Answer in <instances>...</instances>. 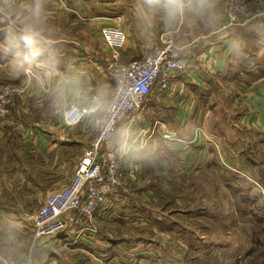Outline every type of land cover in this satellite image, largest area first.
Returning a JSON list of instances; mask_svg holds the SVG:
<instances>
[{
  "label": "crops",
  "instance_id": "crops-1",
  "mask_svg": "<svg viewBox=\"0 0 264 264\" xmlns=\"http://www.w3.org/2000/svg\"><path fill=\"white\" fill-rule=\"evenodd\" d=\"M224 2L208 0L203 10L188 12L177 22L166 24L162 13L149 11L146 0H66L65 3L39 0L40 61L49 68L54 67L56 73L80 77L85 87L81 92L54 101L51 88L58 75L54 74L51 81L41 87L34 76L25 72L28 65L21 67L19 61L12 55H5L0 47V91L6 84H30L27 92L15 95L12 115L0 119V142L4 147L3 142L14 141L25 150L57 151L58 172L66 166L65 135L80 140L84 150L88 141L85 129L89 122L65 131L60 123L61 115L71 102L87 103L91 93L109 96L113 92L114 87L111 92L100 87L109 82L101 71L108 65L110 56L101 35L102 28L107 25L125 29L127 43L122 52L125 61L144 56L150 45L166 33L183 47V54L189 61L188 69L170 77V89L163 91L155 87L142 109L144 121L139 122L149 127L157 119L166 121L177 131L178 138L163 140L156 135L146 147L132 153V161L123 167L124 186L111 194L92 218L95 232L81 231L83 224L70 221L67 229L58 235L35 237L34 212L6 210L0 204V249L14 260L31 254L33 264H127L135 257L132 251L153 241L155 244L156 237L146 236L149 230H156L150 228L151 223H158L154 218L160 219L158 212L152 211L154 207L147 203L155 191L153 183L162 182L164 175L171 174L181 163L191 167L195 161H206V142L198 141L200 137L197 136L199 119L204 115L199 109L202 98L206 92L212 94L223 81L231 79V82L236 76L234 69L241 71L240 57L236 59L242 49L237 44L240 36L251 34L254 28L264 31L262 25H257L258 18L264 21V13H259L229 32L215 33L224 19ZM36 5L37 0H0V46L8 33L19 31L21 18L32 19ZM146 13L147 20L144 19ZM236 48H240L238 52ZM31 70L34 73L44 71L35 65ZM261 84L263 80L236 90L240 102L249 106V110L242 113V121L250 127L264 124ZM132 167L137 174H131ZM6 178V173L0 175V182L7 184ZM69 180L60 179L45 190V197Z\"/></svg>",
  "mask_w": 264,
  "mask_h": 264
},
{
  "label": "rangeland",
  "instance_id": "rangeland-1",
  "mask_svg": "<svg viewBox=\"0 0 264 264\" xmlns=\"http://www.w3.org/2000/svg\"><path fill=\"white\" fill-rule=\"evenodd\" d=\"M257 21L264 29V21ZM254 29L237 40L241 71L234 69V79L223 81L212 94L206 92L200 103L204 115L197 136L206 142V161L191 167L181 163L162 182L153 183L155 191L147 203L160 219L154 218L158 223L150 228L156 230L146 236L157 240L132 251L135 257L127 264H264V124L250 127L242 121L249 106L236 91L264 81V31ZM101 71L109 82L100 87L111 92L115 82L108 65ZM24 85L27 92L30 84ZM12 112L11 104L10 114L2 119ZM156 135L164 140L159 132L153 138ZM65 137L66 166L60 172L57 151L25 150L14 141L3 142L4 147L0 142V175L6 173L8 181L0 182V204L6 210L35 212L45 201L46 189L60 179H72L84 150L80 140ZM118 138L116 133L113 141Z\"/></svg>",
  "mask_w": 264,
  "mask_h": 264
},
{
  "label": "built area",
  "instance_id": "built-area-1",
  "mask_svg": "<svg viewBox=\"0 0 264 264\" xmlns=\"http://www.w3.org/2000/svg\"><path fill=\"white\" fill-rule=\"evenodd\" d=\"M261 11H264V0H226L224 19L214 32H229ZM101 35L111 52L108 68L115 82L114 89L109 96L103 95L102 113L93 108L92 101L98 92L91 93L87 103L71 102L62 110L64 127L89 122L85 129L88 141L70 182L48 194L34 212L32 226L36 237L58 235L67 229L70 221L83 224L81 231L95 232L92 218L110 195L124 186L123 167L132 161V153L146 147L157 131L166 140L178 138L177 131L166 121L157 119L149 127L139 122L144 121L142 109L155 87L163 91L170 89V77L188 69L189 61L183 54V47L166 33L150 45L143 57L123 62L122 52L127 43L125 29L107 25L102 28ZM25 87L6 84L1 89L0 119L10 114L13 94H22ZM116 133L119 138L114 142ZM132 169L131 174L135 175V168ZM32 260L31 254L14 260L0 249V264H33Z\"/></svg>",
  "mask_w": 264,
  "mask_h": 264
},
{
  "label": "clouds",
  "instance_id": "clouds-1",
  "mask_svg": "<svg viewBox=\"0 0 264 264\" xmlns=\"http://www.w3.org/2000/svg\"><path fill=\"white\" fill-rule=\"evenodd\" d=\"M149 5V11L152 13H162L166 24L177 22L188 12H199L205 8L208 0H146ZM144 19H148L147 13ZM41 10L39 0L32 13L31 20H20L19 31H13L5 36L2 47L5 55H12L14 60L20 62V66L28 65L25 72L30 76H34L37 84L44 86L46 81H51L53 75H58L55 84L51 88V94L54 101L60 100L68 94H74L84 90V82L80 77L71 73L59 74L49 68L45 62L40 61L42 49L40 47V29ZM43 68V73H33L32 66ZM93 108L97 113L104 111V98L98 93L93 98Z\"/></svg>",
  "mask_w": 264,
  "mask_h": 264
},
{
  "label": "bare ground",
  "instance_id": "bare-ground-1",
  "mask_svg": "<svg viewBox=\"0 0 264 264\" xmlns=\"http://www.w3.org/2000/svg\"><path fill=\"white\" fill-rule=\"evenodd\" d=\"M142 57H143V56H142ZM156 133H157V132H156ZM156 133H155V134H156ZM155 134H154V135H155ZM154 135H153V136H154Z\"/></svg>",
  "mask_w": 264,
  "mask_h": 264
}]
</instances>
